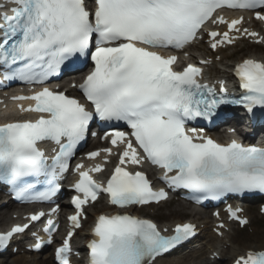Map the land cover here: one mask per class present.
<instances>
[{
    "label": "snow or ice",
    "instance_id": "obj_1",
    "mask_svg": "<svg viewBox=\"0 0 264 264\" xmlns=\"http://www.w3.org/2000/svg\"><path fill=\"white\" fill-rule=\"evenodd\" d=\"M225 7L255 10V19L264 22V0H94L91 8L86 0L0 2V68L5 79L43 84L71 57L90 54L94 62L78 85L87 104L48 87L13 97L35 101L19 108L39 114L36 119L0 124V180L11 184L18 198L50 201L56 195L58 181L69 171L94 116L123 121L130 129L105 133L118 155L106 185L90 174L101 172L102 164L87 168L76 164L79 179L72 185L78 193L72 198L76 212L68 217L72 227L55 250L59 264H73L71 239L81 227L84 206L101 192L120 209L168 198L164 188L154 189L145 172L129 170L145 160L163 170L162 179L170 188L190 190L197 203L228 194L264 193V147L246 146L236 139L218 143L203 129L186 127L198 117L211 119L221 104L243 106L249 113L264 108V60L248 58L236 64L234 72L244 92L230 97L223 81L218 93L198 79L202 68L189 63L174 70L178 58L156 51L182 49L202 32L213 49L241 37L264 43V35L243 26V16L226 19L218 13ZM208 22L226 30H208L204 27ZM48 141L58 146L51 157L39 147ZM102 151L107 161L113 149ZM100 154L92 151L87 157ZM38 177L45 178L48 187L33 192L35 185L26 178ZM57 211L58 206L49 215ZM227 211L241 225L248 223L239 215L241 209L229 206ZM45 215L35 212L28 223L0 232V249ZM57 229L58 224L49 219L43 229L47 241L37 237L32 247L38 250L51 244ZM196 230V224L183 222L165 235L168 229L161 230L150 219L127 212L100 215L87 245L88 264H156L158 257L189 240ZM233 264H264V250L248 249Z\"/></svg>",
    "mask_w": 264,
    "mask_h": 264
},
{
    "label": "bare ground",
    "instance_id": "obj_2",
    "mask_svg": "<svg viewBox=\"0 0 264 264\" xmlns=\"http://www.w3.org/2000/svg\"><path fill=\"white\" fill-rule=\"evenodd\" d=\"M229 56L230 55H225V57H229ZM214 68H217L216 64H214ZM251 208H252V206H248V210H250ZM249 213H251V211ZM232 244L234 246L231 249L233 255H238V254H240V252H244V251H246L248 249H252V248L246 246L245 244L242 245L239 241H236L235 239L232 240ZM258 248L259 249H264V241L261 243L260 246H258ZM259 249H257V250H259ZM156 264H167V263H166L165 260L161 259V260L156 261Z\"/></svg>",
    "mask_w": 264,
    "mask_h": 264
},
{
    "label": "rangeland",
    "instance_id": "obj_3",
    "mask_svg": "<svg viewBox=\"0 0 264 264\" xmlns=\"http://www.w3.org/2000/svg\"><path fill=\"white\" fill-rule=\"evenodd\" d=\"M251 51H252V52H258L260 56L264 57V49H260V50H254V49H251ZM236 56L239 57V58L241 57L240 54H236ZM229 64H230V62H228V61H224V62H222V65H223V66H228ZM255 223L258 224V225H260V226H262L263 229H264V224H260L258 220L255 221ZM247 237H248V236H247Z\"/></svg>",
    "mask_w": 264,
    "mask_h": 264
}]
</instances>
